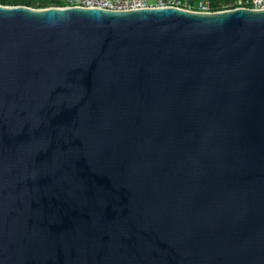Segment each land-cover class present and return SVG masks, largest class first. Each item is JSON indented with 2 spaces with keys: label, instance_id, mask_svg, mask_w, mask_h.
I'll return each instance as SVG.
<instances>
[{
  "label": "water",
  "instance_id": "95a60500",
  "mask_svg": "<svg viewBox=\"0 0 264 264\" xmlns=\"http://www.w3.org/2000/svg\"><path fill=\"white\" fill-rule=\"evenodd\" d=\"M0 264H264V10L0 5Z\"/></svg>",
  "mask_w": 264,
  "mask_h": 264
},
{
  "label": "built area",
  "instance_id": "2783aa9c",
  "mask_svg": "<svg viewBox=\"0 0 264 264\" xmlns=\"http://www.w3.org/2000/svg\"><path fill=\"white\" fill-rule=\"evenodd\" d=\"M68 7L98 8L113 11L136 10L145 8L177 7L186 9L187 2L182 0H157L156 4H150V0H67ZM247 5L251 9L264 10V0H248ZM187 7V6H186ZM192 10V9H188ZM194 11V10H192ZM198 12H211L208 3H200Z\"/></svg>",
  "mask_w": 264,
  "mask_h": 264
},
{
  "label": "trees",
  "instance_id": "16d2710c",
  "mask_svg": "<svg viewBox=\"0 0 264 264\" xmlns=\"http://www.w3.org/2000/svg\"><path fill=\"white\" fill-rule=\"evenodd\" d=\"M187 2L185 8L198 11L200 3H208L211 8V12H218L224 10H231L240 7L249 8L251 5H247L248 0H182ZM0 5L4 6H26L36 9H45L52 7H68L67 0H0Z\"/></svg>",
  "mask_w": 264,
  "mask_h": 264
},
{
  "label": "rangeland",
  "instance_id": "374dc122",
  "mask_svg": "<svg viewBox=\"0 0 264 264\" xmlns=\"http://www.w3.org/2000/svg\"><path fill=\"white\" fill-rule=\"evenodd\" d=\"M156 2H157V0H150V1H149L150 4H152V3H153V4H156Z\"/></svg>",
  "mask_w": 264,
  "mask_h": 264
}]
</instances>
